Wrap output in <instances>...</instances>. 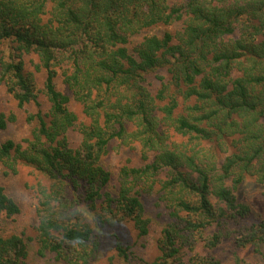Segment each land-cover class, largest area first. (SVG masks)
<instances>
[{
    "label": "trees",
    "instance_id": "16d2710c",
    "mask_svg": "<svg viewBox=\"0 0 264 264\" xmlns=\"http://www.w3.org/2000/svg\"><path fill=\"white\" fill-rule=\"evenodd\" d=\"M28 54L45 73L40 87ZM0 83L17 107L36 106L28 137L0 138V163L32 166L49 181L36 240L50 264H89L106 227L117 257L107 264H134L132 244L116 228L130 222L136 237L149 235L150 193L166 212L159 253L138 261L251 264L237 254L251 242L259 248L254 264H264V220L251 221L236 196L244 180L264 182V0H0ZM15 119L0 110V130ZM72 131L81 137L76 146ZM115 139L138 144L145 162L122 166L111 189L101 158ZM19 212L0 185V214ZM230 238L231 253H212ZM27 257L22 235L0 236V264Z\"/></svg>",
    "mask_w": 264,
    "mask_h": 264
},
{
    "label": "rangeland",
    "instance_id": "374dc122",
    "mask_svg": "<svg viewBox=\"0 0 264 264\" xmlns=\"http://www.w3.org/2000/svg\"><path fill=\"white\" fill-rule=\"evenodd\" d=\"M179 24L174 26L163 27L160 26L152 31L162 32L166 29H175ZM2 54L7 58L10 53L8 43L1 45ZM38 58L35 54H28L25 56L26 69L32 72L36 77V85L40 87L44 80V71H35V64ZM58 88L65 92H68L65 85L62 82L61 77L55 79ZM151 90L156 92L159 87V81L150 75ZM42 102L43 109L47 108L46 98L41 95L39 98ZM69 107L74 110L79 117H82L81 107L74 100L69 102ZM0 110L6 114H14L16 119L14 122L8 124L6 129L0 130L1 139H13L21 142L24 138L29 136L31 129L35 126V122H28L26 120L28 113L34 112L36 106L33 103H29L24 107H17L16 100L7 91L6 86L0 83ZM71 145L76 146L80 142L81 137L77 131H72L69 134ZM152 157V156H150ZM144 160L141 156V150L138 144H124L120 140H113L109 143L106 153L101 158L102 165L110 172L111 181L109 186L111 189H116L115 185L118 184V173L122 166H141L144 164ZM49 181L46 177L38 172L34 167L18 163L15 167V171H10L0 163V185L5 187L7 193L13 197L20 207V212L14 215L0 214V236H6L12 233L22 235L28 243V257L27 264H50L52 263V254L46 253L44 256L38 253V243L36 240V226L38 224L39 211L41 208V201L43 200L40 189L43 185H48ZM144 202L146 206V215L151 219L150 233L146 237H136V231L132 227V224L126 223L117 229L118 235L122 238L123 243L132 244V249L135 251L134 264H143L138 261V258L143 260H152L158 255V249L156 247L155 237L160 231L163 225L165 209L157 201L154 193L146 194ZM237 200L240 203L246 204L249 207V219L252 221L264 220V182L258 183L254 180H244L238 190L236 191ZM143 199V194H142ZM112 227H106L103 230L105 236L102 238L100 249L97 256L90 261L89 264H104L103 257L110 254L113 256V260L117 261L115 257L114 237H112ZM129 233L134 234L133 237ZM243 233H237L241 239H245L246 236ZM238 240V238L236 239ZM231 245V247H230ZM261 246V245H260ZM222 248H226L229 254L232 252V238L222 242L221 246L212 249V253L216 256L221 255ZM207 250L208 248L203 247ZM229 249V250H228ZM258 245L251 242H245L243 246L238 245L237 254L245 261L251 264L256 263V259H260ZM264 252V245L260 248ZM111 250V252H110ZM211 250H208L210 252ZM255 258V259H254Z\"/></svg>",
    "mask_w": 264,
    "mask_h": 264
},
{
    "label": "clouds",
    "instance_id": "9594fccd",
    "mask_svg": "<svg viewBox=\"0 0 264 264\" xmlns=\"http://www.w3.org/2000/svg\"><path fill=\"white\" fill-rule=\"evenodd\" d=\"M129 235L133 237V243H134V242H135V240H134V234L129 233ZM110 252H111V250H110ZM103 259H104V264H107L108 260L110 259V254L105 255V256L103 257Z\"/></svg>",
    "mask_w": 264,
    "mask_h": 264
}]
</instances>
